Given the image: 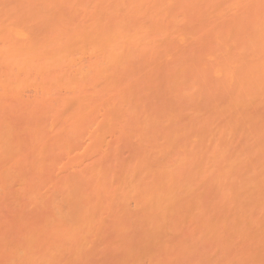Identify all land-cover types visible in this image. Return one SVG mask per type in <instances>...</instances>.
<instances>
[{
    "label": "bare ground",
    "instance_id": "obj_1",
    "mask_svg": "<svg viewBox=\"0 0 264 264\" xmlns=\"http://www.w3.org/2000/svg\"><path fill=\"white\" fill-rule=\"evenodd\" d=\"M0 211V264H264V0H0Z\"/></svg>",
    "mask_w": 264,
    "mask_h": 264
},
{
    "label": "rangeland",
    "instance_id": "obj_2",
    "mask_svg": "<svg viewBox=\"0 0 264 264\" xmlns=\"http://www.w3.org/2000/svg\"><path fill=\"white\" fill-rule=\"evenodd\" d=\"M23 93H24V94H23L24 97L27 98L26 95H29L30 97H32L33 93H35V92H34L33 90H31V89H26V90H24ZM29 96H28V97H29ZM5 208H6V207H5ZM1 209H4V208H3V205H2V208H1ZM7 210H8V209H4V210H2V213L5 212V214H6V212H8ZM0 212H1V211H0ZM3 214H4V213H3ZM7 215H9V213H8ZM1 216H3V215L1 214ZM7 217H8V216H7ZM0 219H1V220H5L3 217H0ZM9 219H10V218H9ZM7 221H8L7 223H10V222H9L10 220L7 219ZM3 222H4V221H3ZM5 222H6V221H5ZM14 239H16V238H14Z\"/></svg>",
    "mask_w": 264,
    "mask_h": 264
}]
</instances>
